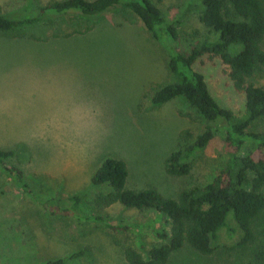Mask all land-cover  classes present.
<instances>
[{
  "label": "rangeland",
  "instance_id": "374dc122",
  "mask_svg": "<svg viewBox=\"0 0 264 264\" xmlns=\"http://www.w3.org/2000/svg\"><path fill=\"white\" fill-rule=\"evenodd\" d=\"M153 1L168 20L184 2ZM32 4L0 0V14L18 18L31 13ZM45 19L0 30V149L14 152L4 165L17 167L26 185L0 166V264H43L53 258H65L64 264H126L123 246L145 253L161 242L155 230L168 231V224L151 209L97 207L92 200L106 189L91 182L97 166L106 157L120 158L128 168V187L175 197L220 171L226 159L223 138L216 134L196 153L187 176H169L164 163L179 146L180 134L195 137L204 122L183 98L152 102L154 88L172 81L163 42L121 9L94 18L70 12ZM197 29L203 27L196 15L177 24L181 48L194 43ZM193 68L221 107L243 113L244 95L218 60H198ZM255 83L264 85V78ZM251 129L264 131V120ZM73 195H79L84 215L135 225L111 231L72 220L63 209ZM255 242L264 244V213L255 221L253 245L218 247L206 256L185 246L166 264H264L251 254Z\"/></svg>",
  "mask_w": 264,
  "mask_h": 264
},
{
  "label": "trees",
  "instance_id": "16d2710c",
  "mask_svg": "<svg viewBox=\"0 0 264 264\" xmlns=\"http://www.w3.org/2000/svg\"><path fill=\"white\" fill-rule=\"evenodd\" d=\"M112 9L136 16L168 51L172 81L154 88L152 102L160 105L183 98L204 122L203 131L195 137L187 131L180 134L179 146L165 160V172L171 177L187 176L193 157L219 133L226 155L210 182L190 184L175 197L155 188H130L124 160L106 157L101 161L91 177L94 185L106 188L92 200L97 207L120 204L140 212L151 209L168 224V231L155 230L161 242L145 253L123 246L126 264H166L173 252L185 246L206 256L218 247L234 250L253 245L255 221L264 213V131L251 129L264 120V85L255 83V78H264V0H184L177 16L170 20L153 0H52L44 5L33 0L31 13L18 18L0 14V30L70 12L94 18ZM191 15L197 16L203 30H194V43L184 49L180 47L177 24ZM202 59L220 62L234 89L244 95L242 114L221 107L211 95L203 74L193 68ZM13 154L12 150L0 149V166L26 187L19 169L4 165ZM67 201L63 210L80 223H100L111 231H126L135 225L80 213L79 195ZM251 254L264 263V244L255 242ZM65 262V258H53L43 264Z\"/></svg>",
  "mask_w": 264,
  "mask_h": 264
}]
</instances>
